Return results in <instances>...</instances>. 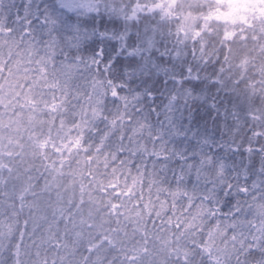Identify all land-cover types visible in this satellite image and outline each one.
Masks as SVG:
<instances>
[{"label":"snow or ice","instance_id":"6c2138e0","mask_svg":"<svg viewBox=\"0 0 264 264\" xmlns=\"http://www.w3.org/2000/svg\"><path fill=\"white\" fill-rule=\"evenodd\" d=\"M190 101L230 138L191 144ZM256 138L264 0H0V264H264Z\"/></svg>","mask_w":264,"mask_h":264},{"label":"trees","instance_id":"16d2710c","mask_svg":"<svg viewBox=\"0 0 264 264\" xmlns=\"http://www.w3.org/2000/svg\"><path fill=\"white\" fill-rule=\"evenodd\" d=\"M23 3H24V0H16L17 6H19L21 8V13H22V8H23ZM221 31H222V28H221ZM108 47L110 49L111 45H109ZM62 71L68 74V76L70 78V82L73 85L74 91H78L80 93H85V92L91 91V76L89 74L84 73L83 74L84 78H81V73L79 71H77L75 68H65V69H62ZM166 102L167 101H165V103ZM181 103H183V102L181 101ZM189 103L194 110L193 116H192V122H191V132H189V134H188L189 135V141L191 144H195L197 139H203L206 136H215L217 139H219L221 137L222 133H224L223 138L225 140L230 138L231 134L228 133L227 129L224 128V121L222 119L213 120L212 115L207 114L205 109H203V108H200L199 111H196V109L199 107V105L201 103L200 101H197L194 104L191 101ZM184 115H185V117H187L188 113L185 112ZM184 123L188 124L189 121L187 119H185ZM229 124H231L230 118H229ZM193 133H199V135H197L195 138H193ZM249 136H251V132L247 131L246 128L244 130H242L239 135L235 136L236 141L241 144V148H240L241 155L237 156V162L238 163L241 159H244L245 163L248 162L247 161V153L244 152V149L248 146V137ZM260 143H264V138H256V140L253 141V146L259 147ZM181 146H183V145L181 144ZM169 147H171V145H169ZM253 160H254L256 167H259V157L254 156ZM36 163L39 164V161H36ZM148 163H149V171H150L151 170V161H149ZM73 167H75V165H73ZM132 171H133V175H134L135 169H133ZM4 175L7 176V173L5 172ZM148 179H149V177L145 176V187H144L145 201H147L149 199V191L147 188ZM250 183H251V179L249 180V184ZM41 185H42V182H41ZM37 190H39V189H37ZM2 192L10 194L12 192L11 183H9L6 187H4L2 189ZM52 198L55 199V193L52 194ZM151 198L153 200L156 199L155 188L152 189ZM30 199H31V197H29V200ZM0 200H3L6 205L12 202L11 200L8 199V197L6 195H2V194H0ZM160 200L161 201H165V200L168 201L169 205L171 203V197H168L166 194H161ZM17 206H18V202H17ZM86 211H87V208L85 207V214H86ZM191 211L194 214L196 209L193 208V209H191ZM168 214L171 215L170 212ZM27 215H28V209L25 208L24 214L21 217V219L23 220ZM176 215H180V212H177ZM164 218L167 219V217H164ZM173 222H175V218H173ZM60 228H61V230H63V224L60 225ZM40 236H41V233L38 232L36 235V239L39 240ZM66 242H68L69 246L71 247V238L70 237L66 238ZM28 243L30 244L31 241H28ZM45 248H47V245H45ZM84 254L87 255V253H84ZM60 255H65V253L61 252ZM77 255H79V253ZM43 257H44V253L42 251V258ZM47 259L49 261V264H51V261L53 259H57L56 253L49 251L48 255H47Z\"/></svg>","mask_w":264,"mask_h":264}]
</instances>
